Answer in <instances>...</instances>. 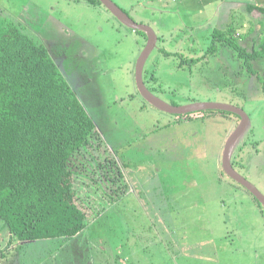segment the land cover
I'll return each instance as SVG.
<instances>
[{"label": "rangeland", "instance_id": "374dc122", "mask_svg": "<svg viewBox=\"0 0 264 264\" xmlns=\"http://www.w3.org/2000/svg\"><path fill=\"white\" fill-rule=\"evenodd\" d=\"M113 1L161 36L143 75L156 96L179 106L231 104L249 115L250 125L237 140L231 160L242 161L235 165L237 171L264 193L261 79L247 69L239 72L242 60L230 47L217 53L211 49L206 60L181 65L184 57H197L212 48L211 36L195 38L184 26L191 23L190 5L182 14L158 0L140 4ZM260 18L263 23L256 26L258 35L264 33V15ZM247 19L259 21L241 5L227 22L219 19L214 24L218 27L220 22L222 28L235 25L239 33H247L243 25ZM9 23L48 47L96 123L103 144L116 152L128 193L115 207L107 202L113 206L109 212L116 211L123 222L121 233L115 235H161L162 231L183 237L182 242L187 241V249H191L188 264H264V210L223 166L226 143L241 121L239 114L212 112L181 121L179 115L149 103L139 92L136 79L137 61L148 37L122 24L103 3L0 0V26ZM263 62L256 66L264 75ZM165 196L169 198L166 202L162 201ZM101 201L103 209V198ZM149 221L154 223L153 230ZM1 230L3 237L5 231ZM200 247L203 253H199Z\"/></svg>", "mask_w": 264, "mask_h": 264}, {"label": "trees", "instance_id": "16d2710c", "mask_svg": "<svg viewBox=\"0 0 264 264\" xmlns=\"http://www.w3.org/2000/svg\"><path fill=\"white\" fill-rule=\"evenodd\" d=\"M248 12L260 18L264 7L250 4ZM254 29L253 25L250 30ZM135 31L148 37L144 30ZM236 34L235 25L214 30L212 48L197 57H184L181 65L206 60L211 49L217 53L223 47L233 48L242 60L239 72L247 69L256 74L264 94V75L256 66L264 61V33L254 39L251 48L242 45ZM212 112L229 111L177 115L179 120L189 121ZM118 162L48 47L16 24L1 25L0 227L5 235L0 237V264H20V258H31L33 253L59 251L72 238L120 234L123 222L116 211L109 212L128 193ZM241 162L233 160L232 164L235 167ZM95 193L103 198V209ZM168 199L165 196L162 201ZM24 261L21 259L31 262Z\"/></svg>", "mask_w": 264, "mask_h": 264}, {"label": "crops", "instance_id": "0c3cea01", "mask_svg": "<svg viewBox=\"0 0 264 264\" xmlns=\"http://www.w3.org/2000/svg\"><path fill=\"white\" fill-rule=\"evenodd\" d=\"M158 0V4L169 6L182 13L190 5L189 9L193 12V16L190 17V24L184 23L186 28H189L192 32V36L195 38L203 35L204 37H210L213 30L225 29L222 28L220 22H227L232 11H236L238 7L243 5L248 12V5L254 4L264 7V0ZM133 2L144 3L146 0H135ZM164 3V4H163ZM118 4V3H117ZM120 6V4H118ZM126 13L127 10L120 6ZM160 9H164L160 6ZM128 14V13H127ZM249 14V12H248ZM129 15V14H128ZM131 16V15H130ZM132 17V16H131ZM133 18V17H132ZM135 21L141 24L150 25L143 20ZM218 27L214 22L219 21ZM261 22V18H257ZM232 20V17H231ZM229 21V25L232 21ZM259 21L252 22L251 19H247L244 22V27L248 29L246 32H238L237 36L241 37V44L251 48L254 44V39L258 38L257 25L261 26ZM256 23V24H255ZM255 26V30H250L252 26ZM151 27V26H150ZM152 28V27H151ZM227 28V27H226ZM153 29V28H152ZM157 35V41L154 48L161 40V36L153 29ZM164 33V32H163ZM245 36L246 34H248ZM189 33H186L185 37L188 38ZM197 35V36H196ZM165 37V34L163 35ZM190 39V38H188ZM164 40V39H163ZM184 43V42H182ZM224 48V47H223ZM194 49V48H193ZM151 51V53H152ZM149 54V56L151 55ZM204 53V51L202 52ZM148 56V58H149ZM147 58V59H148ZM147 61V60H146ZM146 66V63H145ZM144 66V68H145ZM144 75V74H143ZM148 227L153 228L154 223L149 221ZM158 224V222H157ZM158 233V232H155ZM161 235H117V236H82L72 238L71 240L64 241L65 246L59 251L52 252L50 254L36 252L29 257L20 258V264H188V252L191 249H187L188 242H182L180 236H171L170 234ZM63 250V251H62ZM203 251L200 247L199 253ZM48 253V252H47ZM46 254V255H45ZM21 255V254H20ZM28 256V255H25ZM21 259L31 262L22 263ZM12 259V261H14ZM24 261V262H25ZM6 264H17L10 261ZM195 264H198L197 262ZM201 264V263H200Z\"/></svg>", "mask_w": 264, "mask_h": 264}, {"label": "water", "instance_id": "95a60500", "mask_svg": "<svg viewBox=\"0 0 264 264\" xmlns=\"http://www.w3.org/2000/svg\"><path fill=\"white\" fill-rule=\"evenodd\" d=\"M111 12L112 14L124 25L134 30H144L148 33V43L142 51L136 65V79L138 90L141 95L152 105L155 107L169 113L174 114H186L190 112L203 111V110H224L235 112L240 115L241 121L237 126L236 130L230 135L223 157V166L226 173L237 181L239 184L244 186L247 190H249L264 206V193L259 190V188L253 184L249 179H247L244 175H242L237 169L233 166L231 155L233 153L234 146L237 140L244 134L250 125V118L245 111L237 106L219 103V102H193L187 105H173L165 102L163 99L156 96L145 84L144 81V66L146 60L151 53L152 49L155 46L157 41V35L153 31V29L145 24L138 23L135 21L130 15H128L117 3L113 0H100Z\"/></svg>", "mask_w": 264, "mask_h": 264}, {"label": "built area", "instance_id": "2783aa9c", "mask_svg": "<svg viewBox=\"0 0 264 264\" xmlns=\"http://www.w3.org/2000/svg\"><path fill=\"white\" fill-rule=\"evenodd\" d=\"M173 1H176V0H173Z\"/></svg>", "mask_w": 264, "mask_h": 264}]
</instances>
